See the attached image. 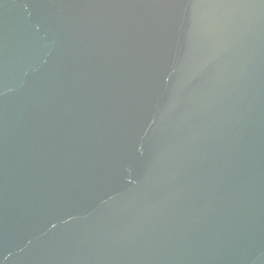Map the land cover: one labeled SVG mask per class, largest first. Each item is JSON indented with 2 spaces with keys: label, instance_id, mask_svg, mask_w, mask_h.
<instances>
[{
  "label": "water",
  "instance_id": "obj_1",
  "mask_svg": "<svg viewBox=\"0 0 264 264\" xmlns=\"http://www.w3.org/2000/svg\"><path fill=\"white\" fill-rule=\"evenodd\" d=\"M0 264H264V0H0Z\"/></svg>",
  "mask_w": 264,
  "mask_h": 264
}]
</instances>
